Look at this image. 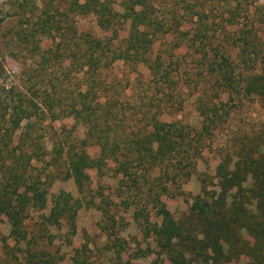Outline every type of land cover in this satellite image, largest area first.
Returning a JSON list of instances; mask_svg holds the SVG:
<instances>
[{
  "label": "rangeland",
  "instance_id": "rangeland-1",
  "mask_svg": "<svg viewBox=\"0 0 264 264\" xmlns=\"http://www.w3.org/2000/svg\"><path fill=\"white\" fill-rule=\"evenodd\" d=\"M126 1L105 0L116 15L104 29L95 13L70 11L73 0H0V124H5L1 115L6 116L9 108L24 98L39 101L45 89L54 104L62 102L53 112L41 115L36 109L31 117L18 119L10 145L18 144L16 152L25 154L24 178L28 183L38 179L46 203L43 208L28 207L19 240L10 234L7 218L0 217V264H39L45 259L53 264H170L155 236L145 234L146 223L160 220L152 203L154 195L160 193L174 218L196 232L199 221L190 206L202 187L209 192L217 189L220 154L233 152L231 144L237 137L264 127V98L245 99L227 119L224 114L215 117L212 134L202 139L205 147L195 169L182 183L178 181V187L168 182L167 192H161L165 177L157 165L142 170L134 167L133 157L129 168L133 178L118 172L109 158L100 168H87L89 179L77 186L69 158L81 151L91 158L99 155L91 130L109 136V147L121 161L152 113L164 123L192 128L193 139L188 140L195 143L198 135L193 134L203 122L200 109L214 116L223 112L228 100L210 72L213 50L235 59L234 45L241 42V31L248 30L256 35L251 49L258 58L264 56V0H148L153 11L145 29L154 35L147 61L113 59L124 48L131 28L130 19L122 16ZM44 10L65 37L72 20L78 33L103 41L96 50L101 60L97 72L84 74L78 69L73 47L55 46L61 35L54 40L38 31L36 22L46 16ZM86 85L91 88L90 106L95 101H107L108 106L86 109L83 117L76 118L68 113V105ZM7 155L6 143L0 139L1 178L5 175L1 162ZM238 156L239 152L233 154L231 165ZM9 182L16 184L14 177ZM62 190L80 202L74 233L63 217L51 221V208ZM145 218H149L146 223ZM246 261L239 257L225 264ZM192 264L210 263L193 260Z\"/></svg>",
  "mask_w": 264,
  "mask_h": 264
},
{
  "label": "trees",
  "instance_id": "trees-1",
  "mask_svg": "<svg viewBox=\"0 0 264 264\" xmlns=\"http://www.w3.org/2000/svg\"><path fill=\"white\" fill-rule=\"evenodd\" d=\"M70 11H76L78 14L95 13L104 29L109 28L116 15L105 0L82 2L73 0ZM152 11L148 0L126 1L122 16L130 19L131 28L124 48L117 56H113V59L121 58L126 62L132 59L147 61L146 51L154 34L152 32L149 34L145 26ZM44 15L46 16L40 19V22L39 17L36 22L40 26L38 31L50 35L54 40L61 35L55 46L59 48L62 44L69 49L73 47L74 55L79 57L78 69L84 74L97 72L101 60L96 50L102 46L103 41L88 37V34L78 33L72 20L67 24L69 37H65V34L59 33L55 20L51 19L45 10ZM241 32L239 36L241 42L234 45L235 59L231 58L230 53L213 50L210 72L227 92L228 100L223 112L217 114L216 109L214 116L203 108L200 109L203 116L202 126L200 131L193 134L198 135L197 143H190L188 140L191 138L192 128L179 125L177 122L164 123L152 113L149 121L142 126L136 141L126 148L127 151L123 153L126 158L121 161L119 154L114 153L115 149L109 147V136L97 135L91 130L89 136L96 137L95 143L100 146V153L96 158H91L85 151L70 155L69 161L76 185L81 186L89 179V175L85 172L87 168H100L105 164V159L109 158L117 164L118 172L133 178L132 172L129 171L132 166L130 159L133 157L132 160H136L134 167L142 170L157 165L159 173L165 177L161 192L168 191L169 186L166 185L168 182L178 187L183 178L188 177L195 169L196 160L201 159L205 147L202 139L204 134H212L215 117L224 114L227 119L245 99L264 98V62L262 64L264 56L258 58L255 50L251 49L255 44L253 37L256 35H251L248 30ZM107 64L108 62L105 65ZM90 92L91 88L88 85L85 90H78L76 97L68 105V113L79 118L83 117L82 113L86 109L92 111L108 106L107 101L103 103L95 101L93 107L90 106ZM43 93L44 97L39 101L24 98L17 106L9 108L10 111L6 116L1 115L5 124H0V139L5 141L8 155L1 162V165H5V175L3 178L0 177V217L7 218L11 226L10 234L16 240L24 236L23 222L28 207L43 208L46 203V193L38 179L32 183L26 182L25 167L21 163L25 159V154L16 152L19 148L18 144H10L15 129L20 125L19 118L31 117L32 113H37L36 109L44 115L46 112H53L56 105H62V102L54 104V99L50 97L48 90L45 89ZM4 110L8 111V108L5 107ZM84 121L88 123V117L84 118ZM7 124L9 126H6ZM2 132L4 133L1 134ZM231 145L234 148L233 152L221 153L216 166L217 189L209 192L207 186L202 187L190 206L191 215L197 217L199 221L196 232L192 233L191 227L183 226L174 218L162 198L158 197L160 193L154 195L152 203L160 220L148 225L146 222L149 218H145V234L155 236L170 264H192L193 260L225 264L239 257L247 259L242 264H264V127L257 133L252 132L251 135L237 137ZM236 152H239V156L231 165L232 156ZM31 157L32 154L27 156V160ZM6 160H9L8 164ZM6 173L9 174L8 177ZM9 177H14L16 184L11 185ZM79 206L80 202L74 200L69 192L60 191L51 208V221L55 223L63 217L68 222L70 233H74L75 215ZM157 259L159 260V256ZM39 264L53 263L45 259ZM156 264L162 263L158 261Z\"/></svg>",
  "mask_w": 264,
  "mask_h": 264
}]
</instances>
